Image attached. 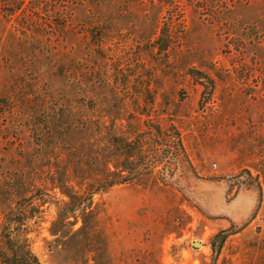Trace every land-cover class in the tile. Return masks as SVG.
Returning <instances> with one entry per match:
<instances>
[{"label": "rangeland", "instance_id": "obj_1", "mask_svg": "<svg viewBox=\"0 0 264 264\" xmlns=\"http://www.w3.org/2000/svg\"><path fill=\"white\" fill-rule=\"evenodd\" d=\"M22 208L42 264H264V0H0Z\"/></svg>", "mask_w": 264, "mask_h": 264}, {"label": "trees", "instance_id": "obj_2", "mask_svg": "<svg viewBox=\"0 0 264 264\" xmlns=\"http://www.w3.org/2000/svg\"><path fill=\"white\" fill-rule=\"evenodd\" d=\"M122 178L115 171H109L107 177L99 182V188L104 189L114 184L122 183ZM29 216L23 208L18 212L7 211L0 222V264H42L37 255L32 251L27 237L26 221ZM222 237H216V242L221 243ZM214 250L215 244L212 243Z\"/></svg>", "mask_w": 264, "mask_h": 264}, {"label": "water", "instance_id": "obj_3", "mask_svg": "<svg viewBox=\"0 0 264 264\" xmlns=\"http://www.w3.org/2000/svg\"><path fill=\"white\" fill-rule=\"evenodd\" d=\"M194 245L196 246V245H199V243L198 242H194Z\"/></svg>", "mask_w": 264, "mask_h": 264}]
</instances>
